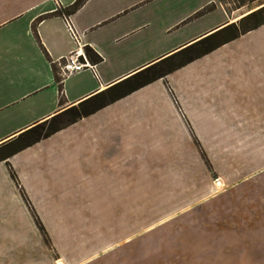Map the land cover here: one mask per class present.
<instances>
[{
	"label": "crops",
	"instance_id": "crops-1",
	"mask_svg": "<svg viewBox=\"0 0 264 264\" xmlns=\"http://www.w3.org/2000/svg\"><path fill=\"white\" fill-rule=\"evenodd\" d=\"M75 1L0 0V155L80 102L117 96L0 161V264H86L98 237L135 247L139 229L218 228L194 215L257 172L251 151L264 159V24L122 94L230 16L217 0H86L69 12ZM63 15L100 60L58 82L56 61L75 49Z\"/></svg>",
	"mask_w": 264,
	"mask_h": 264
},
{
	"label": "rangeland",
	"instance_id": "rangeland-1",
	"mask_svg": "<svg viewBox=\"0 0 264 264\" xmlns=\"http://www.w3.org/2000/svg\"><path fill=\"white\" fill-rule=\"evenodd\" d=\"M217 2L231 20L242 18L264 6V0ZM240 19L233 23H238ZM251 154L262 162V165H255L257 172L253 175L248 172L236 190L217 198L216 206L204 207L200 214L194 215L198 217L193 221L200 222V225L212 224L218 228L185 229L178 231L179 234L174 230L159 232L139 229L136 231L135 247L123 241L120 245L108 242L109 234L104 231L107 241L101 242L99 237L95 240L92 238V248L100 252L99 257H94L86 264H261L248 261L252 255L264 254V159H261L259 151H251ZM216 186V189L222 187L218 181ZM43 230L41 234L50 253L58 258L60 253L47 231Z\"/></svg>",
	"mask_w": 264,
	"mask_h": 264
},
{
	"label": "trees",
	"instance_id": "trees-1",
	"mask_svg": "<svg viewBox=\"0 0 264 264\" xmlns=\"http://www.w3.org/2000/svg\"><path fill=\"white\" fill-rule=\"evenodd\" d=\"M86 0H76L74 4L70 7L69 12L77 10ZM264 24V6L248 13L242 17L238 23H232L216 33L192 44L180 50L178 53L165 58L160 63L150 66L139 73H136L129 80L125 81L122 85H125V89L122 90V94L132 92L137 90L157 79L164 77L167 73L172 70L179 68L194 59L212 51L216 47L238 37L247 31L253 30ZM85 52L89 57L90 61L95 63L100 60V58L94 53L90 48H86ZM110 91L105 92L97 97H93L86 101L80 102L77 106L71 107L50 119L30 128L23 134L19 135L12 143H10L9 150L6 153L0 155V161L6 159L10 154L15 153L25 147H28L41 139L47 138L55 132L61 130L62 128L74 123L78 119L87 116L107 103L113 101L117 96L108 94ZM120 93V96L122 95ZM12 178L15 183L18 184V180L9 167ZM20 193L30 207L29 200L27 196L20 190ZM31 209V208H30ZM32 210V209H31ZM33 217L39 227L40 232L43 234V227L40 222H38L37 216L32 211Z\"/></svg>",
	"mask_w": 264,
	"mask_h": 264
},
{
	"label": "built area",
	"instance_id": "built-area-1",
	"mask_svg": "<svg viewBox=\"0 0 264 264\" xmlns=\"http://www.w3.org/2000/svg\"><path fill=\"white\" fill-rule=\"evenodd\" d=\"M63 17L67 30L75 44V49L56 61L58 82L83 70L94 71L95 68L94 63L90 61L84 50L80 34L73 27L69 18L66 15H63Z\"/></svg>",
	"mask_w": 264,
	"mask_h": 264
},
{
	"label": "bare ground",
	"instance_id": "bare-ground-1",
	"mask_svg": "<svg viewBox=\"0 0 264 264\" xmlns=\"http://www.w3.org/2000/svg\"><path fill=\"white\" fill-rule=\"evenodd\" d=\"M241 17H237V18H234V19H232L231 21L232 22H235V21H237L238 19H240Z\"/></svg>",
	"mask_w": 264,
	"mask_h": 264
}]
</instances>
